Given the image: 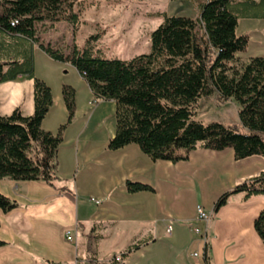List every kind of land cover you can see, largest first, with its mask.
Segmentation results:
<instances>
[{
	"label": "crops",
	"instance_id": "obj_1",
	"mask_svg": "<svg viewBox=\"0 0 264 264\" xmlns=\"http://www.w3.org/2000/svg\"><path fill=\"white\" fill-rule=\"evenodd\" d=\"M205 1L199 0L198 16ZM236 32L250 38L238 57L264 56V18L241 17ZM33 54L35 75L53 94L43 128L57 133L67 121L64 84L76 90L75 118L57 154L56 186L0 179V192L19 204L10 211L0 209V240L5 242L0 264H88L89 237L92 255L107 264L135 244L139 248L123 257L122 264H264V239L254 225L264 210V195L245 199L244 193H237L214 210L224 192L264 171V157L236 160L232 148H197L189 159L174 163L153 160L135 143L111 150L116 103L95 102L73 65L54 60L37 45ZM18 107L25 116L35 111L34 81L24 75L0 83V116ZM128 181L155 191L129 192ZM198 205L208 220L199 218ZM169 225L172 230L167 232ZM67 231L73 241L67 240Z\"/></svg>",
	"mask_w": 264,
	"mask_h": 264
},
{
	"label": "trees",
	"instance_id": "obj_2",
	"mask_svg": "<svg viewBox=\"0 0 264 264\" xmlns=\"http://www.w3.org/2000/svg\"><path fill=\"white\" fill-rule=\"evenodd\" d=\"M78 0H0V83L24 75L34 81L35 111L23 115L16 108L0 116V179L35 180L56 186L57 154L66 128L74 121L76 90L64 84L67 121L57 133L45 130L43 120L53 105L51 87L35 75L34 46L56 61L73 65L94 94L116 103L117 130L108 148L116 150L135 143L153 160L174 163L189 159L197 148H232L236 160L264 157V56L242 60L250 38L238 35L241 17L264 18V0H206L199 16H165L151 34L150 52L131 59L105 57L95 50L100 34L89 36L84 47L56 46L46 41L39 25L67 21L75 33L80 25L75 10ZM7 57L2 61L1 57ZM215 95L233 99L240 125L204 124L194 118V105ZM129 192L155 189L140 182H127ZM70 198L74 194L59 188ZM244 193L245 199L264 195V171L224 192L216 201L217 212L229 198ZM19 204L0 192V209ZM264 239V210L254 222ZM5 242L0 240V247ZM88 238V264H101L92 255ZM139 244L122 252L126 257ZM117 263V262H115ZM114 263V264H115Z\"/></svg>",
	"mask_w": 264,
	"mask_h": 264
},
{
	"label": "rangeland",
	"instance_id": "obj_3",
	"mask_svg": "<svg viewBox=\"0 0 264 264\" xmlns=\"http://www.w3.org/2000/svg\"><path fill=\"white\" fill-rule=\"evenodd\" d=\"M200 4L199 0H78L75 10L81 22L75 33L67 21L46 22L38 28L46 41L60 47L76 44L82 48L89 36L99 33L95 50L105 57L128 60L150 52L151 34L165 16L196 17ZM238 109L233 99L202 97L194 105V118L204 124L240 125Z\"/></svg>",
	"mask_w": 264,
	"mask_h": 264
},
{
	"label": "built area",
	"instance_id": "obj_4",
	"mask_svg": "<svg viewBox=\"0 0 264 264\" xmlns=\"http://www.w3.org/2000/svg\"><path fill=\"white\" fill-rule=\"evenodd\" d=\"M97 202H99V201H97ZM197 211H198L199 218L204 219V220L209 219V214L205 211V209L202 206L198 205ZM171 230H172V226L169 225L167 228V232H170ZM195 232L197 234H202L200 228H198V227L195 228ZM66 233H67V240L73 241V235H72L71 231H67ZM193 256L196 258H199L200 254L198 252H194ZM114 259H115V262H117V264H122V262H123V256L122 255H117V256H115ZM198 264H206V263H205V261H201Z\"/></svg>",
	"mask_w": 264,
	"mask_h": 264
}]
</instances>
